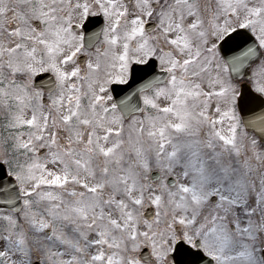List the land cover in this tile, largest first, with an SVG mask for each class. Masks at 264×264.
<instances>
[{"label":"snow or ice","instance_id":"snow-or-ice-1","mask_svg":"<svg viewBox=\"0 0 264 264\" xmlns=\"http://www.w3.org/2000/svg\"><path fill=\"white\" fill-rule=\"evenodd\" d=\"M259 48L264 0H0V264H264Z\"/></svg>","mask_w":264,"mask_h":264},{"label":"water","instance_id":"water-1","mask_svg":"<svg viewBox=\"0 0 264 264\" xmlns=\"http://www.w3.org/2000/svg\"><path fill=\"white\" fill-rule=\"evenodd\" d=\"M238 33H240V36L243 35L242 31ZM237 37L238 35H233L231 39H227V41L225 42V45L229 44V42H231ZM229 55L230 53H228V55L226 56H228V59H231L233 55H237V54H233L230 56ZM245 72L246 70H242L239 76L245 74ZM233 75H235V73H233ZM142 76H143V73L137 70L136 72L133 73L132 79L127 85L113 86L112 90L114 92L116 99H123L125 96H128L130 97V102L133 104H136L139 99L137 96V89L140 86ZM239 104L242 106L243 109H245L244 111H241L244 119L251 118L248 110H251V112L259 113L262 109H264V101H261L259 97L255 95L247 85H244L242 87V95H241V99L239 100ZM3 181L6 185L7 183L12 182L13 179L9 178L7 175H3ZM5 206L6 205L4 204L3 199H0V207H5ZM182 254L185 255L188 261L195 259V257H192L183 252H180L178 254V257H180ZM202 264H207L206 259L202 262Z\"/></svg>","mask_w":264,"mask_h":264},{"label":"rangeland","instance_id":"rangeland-1","mask_svg":"<svg viewBox=\"0 0 264 264\" xmlns=\"http://www.w3.org/2000/svg\"><path fill=\"white\" fill-rule=\"evenodd\" d=\"M238 90H239V84H238ZM49 167H51V165H49ZM153 171H159V172H161L157 167H153L152 168V170H151V173L153 172ZM151 173H150V178H151ZM161 175H162V173H161Z\"/></svg>","mask_w":264,"mask_h":264}]
</instances>
